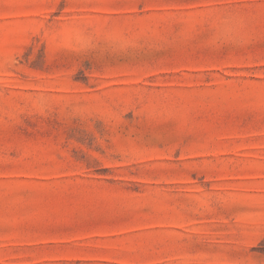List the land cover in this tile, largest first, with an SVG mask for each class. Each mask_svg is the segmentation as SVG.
I'll list each match as a JSON object with an SVG mask.
<instances>
[{"label": "rangeland", "instance_id": "obj_1", "mask_svg": "<svg viewBox=\"0 0 264 264\" xmlns=\"http://www.w3.org/2000/svg\"><path fill=\"white\" fill-rule=\"evenodd\" d=\"M0 264H264V0H0Z\"/></svg>", "mask_w": 264, "mask_h": 264}]
</instances>
